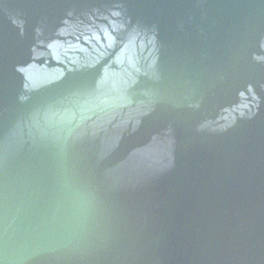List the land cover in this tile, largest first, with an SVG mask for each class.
<instances>
[{
    "label": "water",
    "instance_id": "95a60500",
    "mask_svg": "<svg viewBox=\"0 0 264 264\" xmlns=\"http://www.w3.org/2000/svg\"><path fill=\"white\" fill-rule=\"evenodd\" d=\"M0 264H264V0H0Z\"/></svg>",
    "mask_w": 264,
    "mask_h": 264
}]
</instances>
